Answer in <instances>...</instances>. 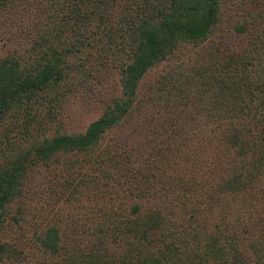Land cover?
<instances>
[{
	"label": "trees",
	"instance_id": "obj_1",
	"mask_svg": "<svg viewBox=\"0 0 264 264\" xmlns=\"http://www.w3.org/2000/svg\"><path fill=\"white\" fill-rule=\"evenodd\" d=\"M0 36V264H264V0H0ZM103 72L119 93L68 130Z\"/></svg>",
	"mask_w": 264,
	"mask_h": 264
},
{
	"label": "rangeland",
	"instance_id": "obj_2",
	"mask_svg": "<svg viewBox=\"0 0 264 264\" xmlns=\"http://www.w3.org/2000/svg\"><path fill=\"white\" fill-rule=\"evenodd\" d=\"M4 42H6V39L1 38L0 36V53L2 52L4 46ZM167 64L164 65H157L150 69L143 78L141 79L140 85H139V96L141 97L140 103L143 104V110L147 113L146 117L149 116L152 117V114L155 112H160V90L157 89L158 79H160V74L163 73V70L165 71L167 68ZM103 78L101 80L100 84H96L94 89L86 92H80L78 94L72 95L69 99H66L64 102V105H60L59 109L57 111V118L61 125H63L65 128L72 132L82 131L85 129L87 123L95 118L101 111V105L102 103L99 101L100 98H103L105 95L108 94H118L119 88L117 85V75L115 74H109L108 72H103ZM160 115V114H159ZM144 118L141 117V115H138L137 113L134 114V117H132V120L129 124H126L123 129H121L122 133H126V130L128 128H131L136 123L132 122H139V120H143ZM146 119V118H145ZM145 125V124H144ZM134 132H131V134ZM118 133L115 130H111L107 132V137L113 136ZM130 135V134H129ZM144 139L142 135L138 134H132L128 136V144H126L128 147L132 146V143L139 142V140ZM108 140L103 139V141ZM119 141L123 144L124 139H119ZM118 146L122 148L119 143ZM129 150V149H128ZM115 152H119L117 149ZM97 151L92 152V160L95 164L97 155ZM121 157H118L120 159ZM54 165L49 166L50 168ZM48 171V170H47ZM41 174H35V177L32 179L34 184V187L31 188L32 193L30 196L32 197V203L30 202V209L34 211L35 201L39 200L38 195L45 190L46 196L53 198L54 193L51 192L49 189L50 186L47 185L45 177H48V174L44 172H40ZM44 173L46 175H44ZM31 187V186H30ZM53 190V189H52ZM28 201H30L28 199ZM58 206H62V208H66L65 211L67 212H76L78 209L75 208V204H58ZM57 206V207H58ZM60 210V209H59ZM58 211V210H57ZM56 211V212H57ZM53 215V213H51ZM50 214V215H51ZM60 215V214H59Z\"/></svg>",
	"mask_w": 264,
	"mask_h": 264
}]
</instances>
